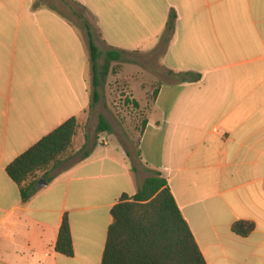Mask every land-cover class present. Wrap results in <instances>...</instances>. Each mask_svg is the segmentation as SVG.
Returning a JSON list of instances; mask_svg holds the SVG:
<instances>
[{
  "label": "crops",
  "instance_id": "obj_1",
  "mask_svg": "<svg viewBox=\"0 0 264 264\" xmlns=\"http://www.w3.org/2000/svg\"><path fill=\"white\" fill-rule=\"evenodd\" d=\"M71 1L93 17L108 52L124 54L156 52L175 11L160 53L174 80L157 89L138 165L119 141L111 147V134L97 135L87 159H72L47 186L39 178L23 202L8 166L73 117L80 130L93 72L88 39L55 5L0 0V264H102L113 207L153 171L207 264H264V0ZM187 73L201 79L182 82ZM65 217L71 258L56 252ZM240 221L256 225L247 238L232 231Z\"/></svg>",
  "mask_w": 264,
  "mask_h": 264
},
{
  "label": "trees",
  "instance_id": "obj_2",
  "mask_svg": "<svg viewBox=\"0 0 264 264\" xmlns=\"http://www.w3.org/2000/svg\"><path fill=\"white\" fill-rule=\"evenodd\" d=\"M176 23L177 15L175 11H171L167 29L156 52L165 53L175 33ZM84 27L87 31L93 72L92 107L99 99V88L110 74L111 63L120 62L124 53L107 52L105 64L100 68L98 62L101 50L95 43L91 26L84 22ZM179 77L182 82H197L201 79L200 75L192 73ZM99 120L97 135L112 133V127L106 118L100 116ZM143 123L145 127L146 121ZM79 126L78 119L73 117L8 166L7 173L20 187L23 202L29 201L38 192L39 178L50 183L66 169L72 159L80 157L84 160L90 156L97 141L90 146L88 139L79 152L69 154ZM137 156L140 157L139 148ZM133 170L135 171L134 168ZM151 173L134 196L123 195L113 207V223L108 231L102 264H207L168 181L158 171ZM255 228L253 222L240 221L233 225L232 231L247 238ZM56 252L70 258L74 256L68 217L64 218L60 228Z\"/></svg>",
  "mask_w": 264,
  "mask_h": 264
},
{
  "label": "rangeland",
  "instance_id": "obj_3",
  "mask_svg": "<svg viewBox=\"0 0 264 264\" xmlns=\"http://www.w3.org/2000/svg\"><path fill=\"white\" fill-rule=\"evenodd\" d=\"M44 1L55 5L67 15L85 39L87 31L84 22L91 26L95 43L101 50L98 64L102 68L108 50L101 43L93 17L71 0ZM161 58L159 52L129 53L123 54L120 62L111 63L110 74L98 90L99 99L84 116L71 151L75 152L84 139H88L92 146L98 134L99 117L104 116L112 127V133L100 136L111 134L108 135L111 147L116 146L119 141L132 154L135 165H138L137 154L143 136V122L151 111L159 86L174 80L163 68ZM93 94L94 87L91 85V97Z\"/></svg>",
  "mask_w": 264,
  "mask_h": 264
},
{
  "label": "water",
  "instance_id": "obj_4",
  "mask_svg": "<svg viewBox=\"0 0 264 264\" xmlns=\"http://www.w3.org/2000/svg\"><path fill=\"white\" fill-rule=\"evenodd\" d=\"M39 183L41 186H47L48 185V183L45 180H40Z\"/></svg>",
  "mask_w": 264,
  "mask_h": 264
}]
</instances>
